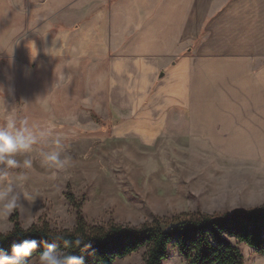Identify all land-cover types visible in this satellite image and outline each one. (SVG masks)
<instances>
[{
    "label": "crops",
    "instance_id": "1",
    "mask_svg": "<svg viewBox=\"0 0 264 264\" xmlns=\"http://www.w3.org/2000/svg\"><path fill=\"white\" fill-rule=\"evenodd\" d=\"M93 1L0 0V69L13 45L20 98L58 86L69 98L77 74L127 133L264 162V0H95L87 12Z\"/></svg>",
    "mask_w": 264,
    "mask_h": 264
},
{
    "label": "rangeland",
    "instance_id": "2",
    "mask_svg": "<svg viewBox=\"0 0 264 264\" xmlns=\"http://www.w3.org/2000/svg\"><path fill=\"white\" fill-rule=\"evenodd\" d=\"M94 1L87 12L98 9ZM13 48L0 69V126L13 116L18 128L26 126L37 137L31 152L11 157L21 167L8 169L19 193L16 210L23 228L73 230L80 215L90 226L140 228L160 222L166 227L184 214L224 215L264 206V162L224 158L185 134L127 133L126 121L112 116L106 98H85V80L77 74L64 88L69 98H60L61 86L53 88L54 98H20L13 84ZM53 152L70 165L52 166L46 156ZM25 159L32 161L31 168L23 167ZM14 211L0 205V233L12 231ZM146 252L142 248L115 264H143ZM258 257L264 256L252 250L244 264H257ZM164 264L187 263L173 249Z\"/></svg>",
    "mask_w": 264,
    "mask_h": 264
},
{
    "label": "trees",
    "instance_id": "3",
    "mask_svg": "<svg viewBox=\"0 0 264 264\" xmlns=\"http://www.w3.org/2000/svg\"><path fill=\"white\" fill-rule=\"evenodd\" d=\"M70 196V195H69ZM73 200V198H70ZM13 229L0 233V255H12V246L24 240L37 241L31 260L55 244L62 254L83 257L84 264H115L142 248L147 252L143 264H164L176 249L187 264H244L238 245L247 242L254 252L264 256V206L238 209L224 215L202 212L184 214L164 227L160 222L140 228L121 225L90 226L80 215L73 230L52 231L46 226L33 225L27 231L15 210L11 216ZM60 236L61 239H56ZM70 240V244H65ZM82 243L77 244L76 241ZM90 245V247H85Z\"/></svg>",
    "mask_w": 264,
    "mask_h": 264
},
{
    "label": "clouds",
    "instance_id": "4",
    "mask_svg": "<svg viewBox=\"0 0 264 264\" xmlns=\"http://www.w3.org/2000/svg\"><path fill=\"white\" fill-rule=\"evenodd\" d=\"M26 124V122H25ZM37 142V137L33 135L30 129L26 126L17 127L16 120L13 116L7 118L6 124L0 126V181H4L0 186V205L7 213H12L18 207L19 193H15L16 183L12 174L8 169H16L21 167V163L16 159L11 158L16 153H28L33 150V145ZM58 143V141H57ZM46 160L57 169H63L70 165L68 158L61 159L58 152H53L46 156ZM24 168H31L32 161L25 159L23 161ZM26 196V194H25ZM28 225H24L27 231ZM56 239H61L57 236ZM65 244H70V240H65ZM77 244L82 243L81 240L76 241ZM38 244L35 240H24L21 244L12 246V255L7 253L0 255V264H30V261L23 258L32 256V253L37 249ZM85 247H90L86 245ZM238 247L241 249L242 255L247 259L252 249L247 242H241ZM0 252H3L0 249ZM264 262V257L257 258V264ZM38 264H84V258L72 255L62 254L57 250L55 244H48L45 251L39 254Z\"/></svg>",
    "mask_w": 264,
    "mask_h": 264
}]
</instances>
